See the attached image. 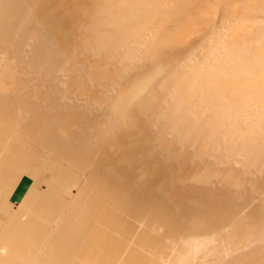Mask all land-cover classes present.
I'll list each match as a JSON object with an SVG mask.
<instances>
[{
    "label": "bare ground",
    "instance_id": "bare-ground-1",
    "mask_svg": "<svg viewBox=\"0 0 264 264\" xmlns=\"http://www.w3.org/2000/svg\"><path fill=\"white\" fill-rule=\"evenodd\" d=\"M0 264H264V0H0Z\"/></svg>",
    "mask_w": 264,
    "mask_h": 264
}]
</instances>
